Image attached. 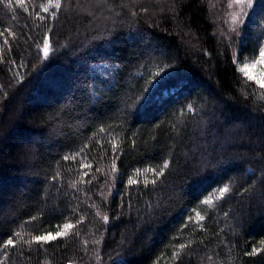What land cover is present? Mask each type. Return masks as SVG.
Wrapping results in <instances>:
<instances>
[{"label":"trees","instance_id":"16d2710c","mask_svg":"<svg viewBox=\"0 0 264 264\" xmlns=\"http://www.w3.org/2000/svg\"><path fill=\"white\" fill-rule=\"evenodd\" d=\"M47 4L0 0V261L264 264V0Z\"/></svg>","mask_w":264,"mask_h":264},{"label":"snow or ice","instance_id":"6c2138e0","mask_svg":"<svg viewBox=\"0 0 264 264\" xmlns=\"http://www.w3.org/2000/svg\"><path fill=\"white\" fill-rule=\"evenodd\" d=\"M19 4L21 7H23L25 0H18ZM244 0H237V3H243ZM253 3V0H247V4L250 6ZM11 6V5H9ZM43 7V11L45 13L49 12V9H59L61 7V0H48V4L46 6H41ZM25 11H27V9H25ZM56 13L55 11L51 12V16H55ZM41 19H44L45 17H40ZM7 31V30H6ZM10 35H12L14 37V33H10ZM0 36H3V32H0ZM5 44H7V38H5ZM48 50H49V44L48 41H45V45H44V55L45 57H47L48 55ZM0 52H2V49H0ZM0 59H2V55H0ZM234 63H236V61H233ZM259 63L261 65H264V48L259 50V55L258 58L256 60L253 61L252 64H243L241 67H239L238 71L245 77L247 78V80L249 81H255L256 85H258L260 88L264 89V76H262V78H257L256 76H254L251 72V69L255 67V65ZM158 76L160 75V73L157 74ZM191 107V106H189ZM65 159H68V157H65ZM167 163L164 164V168H167ZM163 174V169L161 170V173H158V175ZM55 179V177H54ZM155 181H153L154 183ZM129 183H135V181H129ZM229 191V187L227 185H225L224 187H222L221 189H219V193L220 196L223 197L225 193H227ZM212 201L208 200L205 201L204 203L210 204ZM197 215H199L197 213ZM103 219L105 221L108 220L107 216H104ZM191 219V217L189 218ZM201 220H203V217H200ZM74 226L71 223H65L63 225V230L56 232L55 234L52 233H46L43 235H37V236H33L31 241H25V243H32V242H36V243H45V242H49L52 240H55L59 237H65L68 235V230L72 229ZM17 236H19V234H16ZM16 244V241L13 239H8L5 242V249H7V247H14ZM184 247H186V245H180V248L183 249ZM256 251H260V250H253V252L247 253V255H253L255 254ZM0 264H3V261H0Z\"/></svg>","mask_w":264,"mask_h":264},{"label":"rangeland","instance_id":"374dc122","mask_svg":"<svg viewBox=\"0 0 264 264\" xmlns=\"http://www.w3.org/2000/svg\"><path fill=\"white\" fill-rule=\"evenodd\" d=\"M250 64H252V62ZM251 72L257 78H262V76H264V65L257 63L255 67L251 69Z\"/></svg>","mask_w":264,"mask_h":264}]
</instances>
